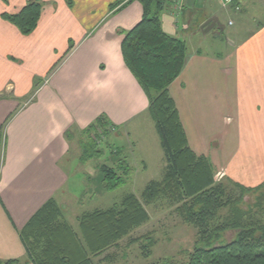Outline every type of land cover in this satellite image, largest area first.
<instances>
[{"label":"crops","instance_id":"0c3cea01","mask_svg":"<svg viewBox=\"0 0 264 264\" xmlns=\"http://www.w3.org/2000/svg\"><path fill=\"white\" fill-rule=\"evenodd\" d=\"M30 1L0 0L3 261H27L22 233L49 202L65 215L71 206L86 205L70 189L68 169L83 164L72 146L83 130L99 118L116 130L153 122L149 100L121 51L125 34L142 19L138 1L113 9L119 0H39L38 27L24 36L2 15L18 13ZM248 10L256 26L240 17ZM234 17L248 23L250 36L216 40L225 34L226 19L236 27ZM214 18L217 27L202 30ZM161 19L164 31L187 46L185 67L170 94L190 147L211 161L215 176L247 188L264 183V0H234L228 8L220 0H196L192 7L187 0H168ZM209 37L226 49L209 50ZM41 78L43 86L20 107L17 99L29 96ZM82 214L72 213L73 223Z\"/></svg>","mask_w":264,"mask_h":264},{"label":"trees","instance_id":"16d2710c","mask_svg":"<svg viewBox=\"0 0 264 264\" xmlns=\"http://www.w3.org/2000/svg\"><path fill=\"white\" fill-rule=\"evenodd\" d=\"M128 1L131 0H119L112 7L116 9ZM135 1L141 4L143 16L125 34L121 51L127 68L149 100V112L166 160L164 179L149 183L141 198L130 194L111 208L84 212L78 218V230L63 221V210L55 201L49 202L22 233L27 261L0 259V264H94V260L147 224V207L164 199L198 231V244L185 264H264V183L255 188L234 183V188L229 189L214 180L211 161L192 150L170 94L171 85L185 67L186 43L163 29L161 18L168 0ZM41 15L42 4L36 0L2 18L29 36L37 29ZM106 126L113 127L105 118H99L87 130L94 132ZM71 136L68 132L67 137ZM81 147L83 164L102 153L93 140L88 144L82 141ZM114 154L120 160L116 167H101L99 191L113 192L131 178L133 170L127 158L122 157L120 149ZM253 193L261 194L249 206L245 199ZM228 231L236 235L223 243ZM141 240L132 239L131 244ZM143 249L149 250L150 245Z\"/></svg>","mask_w":264,"mask_h":264},{"label":"rangeland","instance_id":"374dc122","mask_svg":"<svg viewBox=\"0 0 264 264\" xmlns=\"http://www.w3.org/2000/svg\"><path fill=\"white\" fill-rule=\"evenodd\" d=\"M249 13L250 11L248 10L246 14L240 15V17L244 16L243 20L246 17L250 18L248 20L250 27L253 24L256 26L257 22H255V18H251V14ZM240 17H234L236 22L235 28L228 27L226 19L223 23L226 30L225 34H222L216 40L221 38L225 42L226 37H229L233 41L238 42L239 39L243 40L249 37L251 28L248 26V23L242 22ZM257 21L260 22L261 20L257 19ZM234 32H237V38H235ZM208 40L207 45L209 46V50H214L216 46L226 49V47H221L222 45L212 39V37H209ZM44 82L45 78L35 79L31 94L27 97L18 98V105L20 107L23 106L43 86ZM141 126L139 130L135 128L133 130H116L113 127L106 126V128H98L94 132L88 131L87 127L77 136V140L73 141L72 145L76 152L82 155L81 142L83 141L85 144H88V142L93 140L98 143L97 150L99 153H102L100 156L92 158L86 164L80 165L76 162L78 167L70 166L68 168L72 174L69 183L70 189L78 197H81V200L87 203H85L86 205L83 204L77 207L71 206L69 214L68 212L67 215L63 213V221L70 222L73 228L78 230V224L73 223L72 213L78 212L82 214L96 209H108L115 204H119L130 194L141 198L149 183L161 182L164 179L166 160L159 135L155 131L154 123L149 118ZM130 131H132L131 135ZM106 132L108 133L106 134ZM119 149L122 151V157L127 158L128 163L132 167L131 178L125 185L113 192L99 191L98 189L102 185L99 180L100 169L103 166L111 168L117 166L120 158H116L114 151ZM214 180L216 183L225 184L229 189L234 188V182L231 179L217 175ZM260 194L253 193L246 197L245 200L250 204L249 206L257 202ZM237 196L238 191L235 197ZM147 209L150 214V221L139 229H136L129 237L123 239L107 253L94 260V264H185L188 262L189 254L198 244V231L186 224L178 211H176V207H172L166 199L148 206ZM261 220L264 222V214L261 215ZM235 235L232 231L226 232L222 239L223 243L230 242L234 239ZM137 238H142L141 242L131 244V240ZM147 245H150V249L145 251L143 248ZM22 262H26V260Z\"/></svg>","mask_w":264,"mask_h":264},{"label":"water","instance_id":"95a60500","mask_svg":"<svg viewBox=\"0 0 264 264\" xmlns=\"http://www.w3.org/2000/svg\"><path fill=\"white\" fill-rule=\"evenodd\" d=\"M196 2V0H187V7H192L194 6V3ZM217 24H218V20L216 18L214 19H211V20H208L203 26H202V30H205V31H209V29L211 28H216L217 27ZM218 29L221 30V27L218 26ZM204 31V32H205Z\"/></svg>","mask_w":264,"mask_h":264},{"label":"built area","instance_id":"2783aa9c","mask_svg":"<svg viewBox=\"0 0 264 264\" xmlns=\"http://www.w3.org/2000/svg\"><path fill=\"white\" fill-rule=\"evenodd\" d=\"M223 8H228L234 2V0H220ZM232 24V23H231Z\"/></svg>","mask_w":264,"mask_h":264}]
</instances>
